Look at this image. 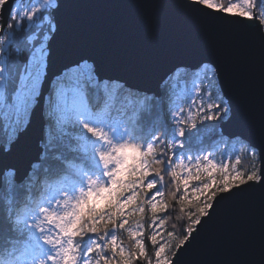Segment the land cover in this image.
<instances>
[{
    "label": "snow or ice",
    "instance_id": "1",
    "mask_svg": "<svg viewBox=\"0 0 264 264\" xmlns=\"http://www.w3.org/2000/svg\"><path fill=\"white\" fill-rule=\"evenodd\" d=\"M60 7L58 0H0V264H180L216 206L233 196L258 204L260 238L231 264H264V0L182 5L193 19L254 24L232 39L259 47L258 142L216 131L234 107L213 87L211 65L177 68L152 96L104 79L83 55L49 78ZM36 110L42 146L30 157L21 136ZM206 136L220 137L222 162L202 147L192 154ZM241 149L258 166L244 167Z\"/></svg>",
    "mask_w": 264,
    "mask_h": 264
},
{
    "label": "water",
    "instance_id": "2",
    "mask_svg": "<svg viewBox=\"0 0 264 264\" xmlns=\"http://www.w3.org/2000/svg\"><path fill=\"white\" fill-rule=\"evenodd\" d=\"M183 2L58 0L57 31L48 41L47 76L51 78L63 64L83 55L92 58L104 79L152 96L177 68L194 72L191 66L211 65L218 69L219 91L234 107V114L220 122L219 131L225 137L243 134L258 142L259 47L232 39L241 31H254V24L242 29L222 18L193 19ZM41 124L36 110L22 131L30 157L40 152ZM259 238L258 204L246 196L229 197L216 206L213 218L182 254L180 264H231Z\"/></svg>",
    "mask_w": 264,
    "mask_h": 264
},
{
    "label": "trees",
    "instance_id": "3",
    "mask_svg": "<svg viewBox=\"0 0 264 264\" xmlns=\"http://www.w3.org/2000/svg\"><path fill=\"white\" fill-rule=\"evenodd\" d=\"M185 70H181V72H184ZM218 89V88H217ZM150 96V95H149ZM222 122V121H221ZM220 130V127H219V129H217L216 128V131L217 132H220L219 131ZM0 140H2V136L0 137ZM220 143V137L219 136H216L215 138H214V140L213 139H209L207 136L203 139V143H209V144H213V143ZM235 141H234V139H229V143L231 144V143H234ZM2 143V142H1ZM199 145H201V143L199 142V141H197V142H195L194 143V147H198ZM243 152V151H242ZM72 154L70 153L69 154V157L71 156ZM242 156V159H243V164H244V167H249V166H251L252 164H256V161H254L251 157H249V156H247L246 154H242L241 155ZM251 159V160H250ZM255 162V163H254ZM256 165H258V162H257V164ZM164 188L162 189L164 192H165V194H167V192L169 191V190H171V181H170V179H169V177H168V175H167V173H165V175H164ZM178 214V210H176V211H170L169 213H168V215L170 216V217H172L173 219H171L170 221H169V230H172L171 229V224L172 223H177V221L174 219L175 218V216ZM178 227L179 226H181L179 223H178V225H177ZM120 238H121V240H123L125 243H127V236H126V234H121V236H120Z\"/></svg>",
    "mask_w": 264,
    "mask_h": 264
},
{
    "label": "rangeland",
    "instance_id": "4",
    "mask_svg": "<svg viewBox=\"0 0 264 264\" xmlns=\"http://www.w3.org/2000/svg\"><path fill=\"white\" fill-rule=\"evenodd\" d=\"M203 74H204V71H203V68H201V76H203ZM212 81H213V87L216 89V91H218L219 92V89H217L218 88V85H217V83H216V78H215V76H213L212 77ZM116 83H118V82H116ZM126 89H129V90H132V91H134V92H139V93H141L140 91H138V90H135V89H132V88H126ZM141 94H144V93H141ZM182 107H186V104H184V105H182ZM228 117H225L223 120H221V121H225L226 119H227ZM221 121H219L218 123H215V128H217V129H219V125H220V122ZM210 124L211 123H213V122H209ZM23 131V130H22ZM2 136V140H0V143L1 142H3V134L2 133H0V137ZM137 143H139V141H137ZM216 144H219L220 146L219 147H216L215 145ZM210 145H212V146H210ZM40 146H42L41 145V143H40ZM203 148L204 149V151H206V152H210L211 154H212V158L214 159V160H216L217 162H222L226 157H225V154H224V152H223V145L222 144H220V143H211V144H205V143H203V144H201V145H199L198 147H194V145H193V149H192V154L193 155H196V154H198L197 153V149L198 148ZM243 150L241 149V151H240V155H242L244 152H242ZM70 158H71V156H70ZM234 158V157H233ZM251 160V159H250ZM77 163H80V161H77ZM255 163V162H254ZM256 164H257V161H256ZM258 166V165H257Z\"/></svg>",
    "mask_w": 264,
    "mask_h": 264
}]
</instances>
